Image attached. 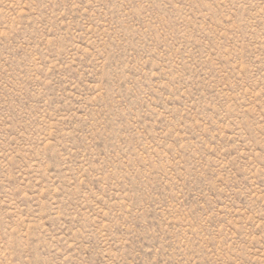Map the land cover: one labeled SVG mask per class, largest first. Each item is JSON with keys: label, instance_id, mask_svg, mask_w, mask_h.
<instances>
[{"label": "rangeland", "instance_id": "374dc122", "mask_svg": "<svg viewBox=\"0 0 264 264\" xmlns=\"http://www.w3.org/2000/svg\"><path fill=\"white\" fill-rule=\"evenodd\" d=\"M0 264H264V0H0Z\"/></svg>", "mask_w": 264, "mask_h": 264}]
</instances>
